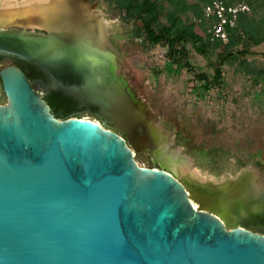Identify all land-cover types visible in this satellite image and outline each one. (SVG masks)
Returning a JSON list of instances; mask_svg holds the SVG:
<instances>
[{"label": "water", "instance_id": "95a60500", "mask_svg": "<svg viewBox=\"0 0 264 264\" xmlns=\"http://www.w3.org/2000/svg\"><path fill=\"white\" fill-rule=\"evenodd\" d=\"M72 4L44 27L0 21V55L38 66L48 81L36 90L18 66L0 63V264H264V231L230 226L246 215L237 212L245 180L199 187L177 176L161 148L151 153L161 168L136 163L156 136L144 132L142 148L133 126L143 129L151 113L115 81L117 58L75 10L102 19L95 4ZM47 88L105 108L97 121L57 118Z\"/></svg>", "mask_w": 264, "mask_h": 264}, {"label": "rangeland", "instance_id": "374dc122", "mask_svg": "<svg viewBox=\"0 0 264 264\" xmlns=\"http://www.w3.org/2000/svg\"><path fill=\"white\" fill-rule=\"evenodd\" d=\"M196 1L187 0L181 5L189 7ZM233 1L249 6L242 18L244 25L254 26L264 19V0ZM89 2L95 4L94 10L106 23V39L117 58L118 74L149 110L150 119L167 134L165 145L185 158L175 168L179 177L200 184H222L251 171L264 180V102L258 100H264V78L250 73V66L264 71V42L224 65L221 82L211 85L199 97L196 88L202 85L201 72L171 67L166 48L144 44L135 34L132 22L118 14L110 0ZM192 14L186 12L191 20ZM189 25L193 33L201 35L198 25ZM243 48L245 45L239 44L236 50ZM189 60L205 71L209 81L212 72L203 59L190 50ZM15 61L28 68L23 61ZM28 69L34 73L32 68ZM41 92L47 99L49 95ZM80 117L97 121L86 113ZM134 159L142 167L153 165V159L144 151L134 153Z\"/></svg>", "mask_w": 264, "mask_h": 264}, {"label": "trees", "instance_id": "16d2710c", "mask_svg": "<svg viewBox=\"0 0 264 264\" xmlns=\"http://www.w3.org/2000/svg\"><path fill=\"white\" fill-rule=\"evenodd\" d=\"M110 1L118 14L122 15L126 21L132 22L135 34L143 39L144 44L149 47L166 48L171 67L186 69L187 72H201L199 78L202 85L196 88L199 97L211 85L221 82L224 65H229L238 57L245 56L250 47L259 46L264 42V19L254 26H246L242 23L243 15L239 18L236 27L228 30L229 40L226 44L210 40L206 31L208 22L202 17L204 7L212 2L209 0H198L195 4H191V7L185 8L181 4L187 3V0ZM188 10L193 13L192 20L186 16ZM191 22L200 27L201 35L190 30ZM239 44L245 45L241 51L236 50ZM190 50L201 57L207 69L212 72L209 81L204 70L201 71L200 67L190 63ZM219 50L221 51L218 52ZM250 73L264 78V71H259L256 67L250 66ZM154 74L158 75L159 71H155ZM46 102L51 113L57 118L68 117L74 106L67 100L58 99L55 93L50 94Z\"/></svg>", "mask_w": 264, "mask_h": 264}, {"label": "flooded vegetation", "instance_id": "af4514ba", "mask_svg": "<svg viewBox=\"0 0 264 264\" xmlns=\"http://www.w3.org/2000/svg\"><path fill=\"white\" fill-rule=\"evenodd\" d=\"M13 29L14 30H23L21 27H18V28L13 27ZM25 31L32 32L34 34H40V35H46L47 34L45 32V30L38 29V28H35V29L27 28V29H25ZM105 40H106V42L108 41L107 39H105ZM110 50H111V48H110ZM112 51L113 50H111V52ZM111 54L113 55V57L115 56L113 52ZM6 59L10 60L13 64L18 66L24 72V74L29 79V81L33 84V86L36 90H41V88L38 84V82H40V81L45 82L47 85V83H48L47 78H46L45 74L43 73V71L38 66L19 59L20 61H23L25 63V66H28V68L33 69L34 73L31 74V71L28 68H25L24 66H22L21 64H19L18 62L15 61V59H18V58L0 55V62L3 60H6ZM113 75H114V79L117 83H118V81H122L121 75L118 74V72H117V66L115 68V73ZM112 78L110 80H112ZM44 93H45V95L46 94L50 95L52 93H55L56 97L58 99L61 98V99L67 100L70 103H73L74 106L70 110V115H69V116H73V117H80L82 114L86 113L88 115L93 116V118L97 119V114H99L101 112V110L105 108V107L104 108L99 107V106L91 104V103L80 102L79 97L77 95H74L71 93H64L59 88L58 89L47 88L44 91ZM44 99L46 101L45 97H44ZM106 112L108 113V110H106ZM144 120L145 121H143V123L141 125V127L143 129H140L139 124L136 126H133L135 128V131H134V133L136 135L135 139L137 140V141L135 140L134 142H137L138 146L144 148L143 142L141 141L144 137V135H143L144 132H145L146 137L149 140H151L153 136H156V138L153 141V143L149 144V146L145 147V149L142 151H144L146 154H148L149 157H151V153H154L157 148H161L162 158L167 159L168 162H169V160H172L173 163L171 162L170 164L173 167L179 166V164H181V163H179V161L184 162L185 158L181 157L178 153H176V151L173 148L170 149L168 147V144L166 146L164 144L158 143L160 141L159 138L161 136H164L167 134H165V133H163V131L159 130L158 126L153 121V119L151 120L150 117L147 116V118H145ZM106 127L111 128V126H109L108 124H106ZM137 132H138V134H136ZM172 140H173V138H172ZM155 141L158 144L154 143ZM152 167L161 168L159 164H153ZM177 176L179 177V175H177ZM179 178L186 179V177H179ZM244 180L246 183L245 184L246 185L245 202H244V205H242V206L239 205V209H237V212L240 213L241 209H242L243 211H245L246 215L243 218L238 219L237 224H231L230 226H234V225L237 226V225H240L239 223L244 222L249 227L264 231V185L262 184L263 179L261 177L252 175L251 171H245L241 175H239V177H235L233 179H228V180L224 181L222 184H214V186L219 187V186H222L224 184H227L229 186L233 185L232 187H235V186H238L239 184L240 185L243 184ZM198 184H199V187L203 186V184H200V182H198ZM208 184H211V183L208 182ZM229 190L232 191V189H229ZM252 191H254L253 194H252ZM216 192H218V191H216ZM237 198H239V196ZM236 199L232 203H236L239 200V199H237V200Z\"/></svg>", "mask_w": 264, "mask_h": 264}, {"label": "bare ground", "instance_id": "6f19581e", "mask_svg": "<svg viewBox=\"0 0 264 264\" xmlns=\"http://www.w3.org/2000/svg\"><path fill=\"white\" fill-rule=\"evenodd\" d=\"M73 2L74 0H21L20 2L17 0H2L0 21L20 26L44 27L49 22L50 16L56 15L61 10L63 12L67 10L71 13ZM75 10H79L86 21L94 22L92 25L95 29H98L99 37L103 40L106 39V36L104 38V24L106 23L96 15L97 13L88 12L83 5L77 6ZM166 162L168 161L166 160ZM171 162L173 163L172 160H169L168 163ZM192 205L195 209L197 208L194 203Z\"/></svg>", "mask_w": 264, "mask_h": 264}, {"label": "built area", "instance_id": "2783aa9c", "mask_svg": "<svg viewBox=\"0 0 264 264\" xmlns=\"http://www.w3.org/2000/svg\"><path fill=\"white\" fill-rule=\"evenodd\" d=\"M248 12L249 6L243 1L213 0L206 5L202 17L208 22L206 31L210 40L226 44L229 40L228 30L234 29L239 18Z\"/></svg>", "mask_w": 264, "mask_h": 264}, {"label": "crops", "instance_id": "0c3cea01", "mask_svg": "<svg viewBox=\"0 0 264 264\" xmlns=\"http://www.w3.org/2000/svg\"><path fill=\"white\" fill-rule=\"evenodd\" d=\"M258 100H259L260 103H263L264 102V100H260V99H258Z\"/></svg>", "mask_w": 264, "mask_h": 264}]
</instances>
